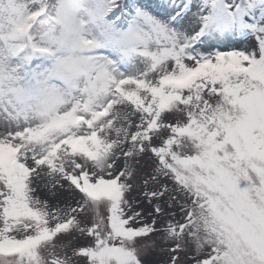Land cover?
I'll use <instances>...</instances> for the list:
<instances>
[{
  "label": "snow or ice",
  "instance_id": "snow-or-ice-1",
  "mask_svg": "<svg viewBox=\"0 0 264 264\" xmlns=\"http://www.w3.org/2000/svg\"><path fill=\"white\" fill-rule=\"evenodd\" d=\"M157 249L264 264V0H0V264Z\"/></svg>",
  "mask_w": 264,
  "mask_h": 264
},
{
  "label": "rangeland",
  "instance_id": "rangeland-1",
  "mask_svg": "<svg viewBox=\"0 0 264 264\" xmlns=\"http://www.w3.org/2000/svg\"><path fill=\"white\" fill-rule=\"evenodd\" d=\"M168 255L169 254L167 252L157 249L155 252L150 254L149 260L151 261V264H165L168 260Z\"/></svg>",
  "mask_w": 264,
  "mask_h": 264
}]
</instances>
